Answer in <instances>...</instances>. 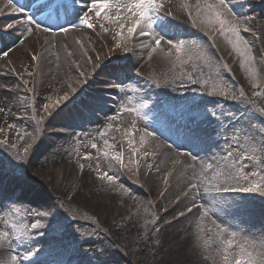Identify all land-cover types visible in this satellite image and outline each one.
<instances>
[{
    "label": "rangeland",
    "instance_id": "rangeland-1",
    "mask_svg": "<svg viewBox=\"0 0 264 264\" xmlns=\"http://www.w3.org/2000/svg\"><path fill=\"white\" fill-rule=\"evenodd\" d=\"M173 1L178 5L177 0ZM186 1L179 2L178 12L176 10L174 12L173 5H167L164 8L171 10V13L167 14L168 19L173 23L179 22V24L174 23L177 25L176 29L182 30L185 34L188 33L184 30L190 28L185 22L191 19L197 21L195 41L188 42L185 36L180 37L185 41L181 49L184 53L180 56L183 63H187V67L182 65L177 67L180 56L172 57L168 66L151 63L144 68V62L132 66L131 60L126 59L127 56L124 55L126 47L130 45L127 28L131 26V20L123 19L131 16V13H128L123 6L130 4L132 0H112V7L101 13L103 19L105 16L115 19V25L118 28L115 32L122 31L123 35L111 34L112 48L119 52L112 53L110 58L112 63L117 62L119 65L115 68L107 67L104 74L96 76L94 81L98 82L91 85L88 90L85 89L84 102L79 106L85 110V113L95 116L97 120L89 122L86 127L75 124V128L70 129L71 124L62 125L61 123H67L72 110L52 120L47 119L44 125L51 121L46 125L48 135L45 145L50 143L46 147L47 151L51 150L50 145L56 142L63 146V139H69L75 145V149L71 152V161L73 160L74 164L70 169L74 170L72 180L76 186L80 183L82 176L83 179L87 176L92 179L94 176L102 175L110 167L114 171L111 176H115L116 179L99 180L97 185H93L95 190L91 188V193L84 192L83 198L74 197L72 194L66 195L67 204L61 202L60 196L54 195L50 189L51 186H44L47 201L51 202L52 206L37 205L33 200L30 203L31 206L27 207L21 215L26 214L20 215L29 222V213H32L36 222L39 221V228L17 226L12 221L4 222L1 215L0 232L7 231L9 236L0 240V264H236V261L241 259L243 264H248L249 260L259 264L264 258V162L261 160L260 153L263 128L255 127L256 124L260 125V122L264 124V113L260 111L264 108V67H259L256 72L252 69H242L238 65L239 58L242 56L233 49L232 45L220 44L219 26H209L202 22L205 18L202 9L206 0H198V2L201 1V5L191 9L190 17H184L182 11L189 9L185 6ZM217 2L218 0H207V3L216 4ZM241 2L240 9L244 11L251 9L252 2L256 4L252 7L254 10L261 5L264 6V0H241ZM198 10H201L199 17ZM224 11L227 18L236 15L235 10ZM253 14L251 19L253 17L258 19L260 16L257 10ZM118 16L121 19H117ZM179 16L183 18L177 19ZM122 23L123 30L120 27ZM235 24L239 29L245 28L244 22L239 21ZM261 25L264 26V21H261ZM200 30L216 34L217 37L213 39V48L222 53L218 54L219 57L209 49L210 37L205 33L198 34ZM93 35L95 41L104 40L101 30ZM117 44L120 47H117ZM263 51L258 48V52H255L262 62H264ZM28 58L32 61L31 57L28 56ZM118 68H123L125 71L117 72ZM21 72L17 68L11 75L1 78V74L5 73L0 71V87L9 90V83L17 86L20 83L31 84L30 78L36 76L34 70L28 68L23 70V74ZM122 75H125L126 83L122 82L123 79L120 77ZM131 75L145 78L147 82L140 80L141 85L136 84L135 89L128 88L129 94L124 99L128 103L124 105L123 101L120 104L119 101L123 99L119 89L129 87L127 83ZM189 75L192 81L197 79L198 89H192L183 84L190 80ZM60 76V74L57 75L55 82H60V86L63 87L64 79ZM105 78L110 81L104 82ZM114 88L116 89L113 90ZM143 90H152L155 93L157 96L155 108H148L153 102L141 100L140 94ZM202 92L207 93L208 96H204L208 98L205 104L196 107L184 104L185 102L194 103L198 96H202ZM241 92L243 96L240 95ZM56 94L54 90L48 97H44L41 106L53 101ZM100 94L103 97H99ZM233 96L235 99L232 98ZM237 98L240 100L237 101ZM92 104L101 106L103 110L101 108L99 111L90 110L88 105L92 106ZM115 104L116 108H114ZM207 107L210 108V112ZM180 112L184 115L178 117ZM211 113H216V117H213ZM25 118L31 121L34 119L31 114L26 115ZM24 122L26 121L23 119ZM31 123L34 126V122ZM100 123H103L104 127H100ZM168 124H176L185 129L191 126L194 128L192 131H195L199 138L213 139L221 155L227 158L226 161L236 158L238 163L237 174L231 178L232 188L237 189L230 190L229 194L233 197L227 199L225 205L216 203L209 209L207 215L204 210L199 209L201 205L199 199L195 200L198 207L193 208L192 212L199 209L203 219L202 232L191 234V232L182 233L181 231L178 233V238L172 237V239L167 235L171 232L168 228L183 221L192 213L187 211L191 201L184 205L186 201L184 198L186 190L191 189L190 184L194 182L190 181L186 186L177 187L175 184L179 183L180 178L175 177L173 182L171 177L168 180L169 172L163 171L164 169L155 173L146 159L140 156L146 153L153 133L161 131ZM1 129H3L2 126L0 127V159L5 164L4 168L0 169V201L3 202L11 199L10 191H12V180L4 172L20 170L21 167H12L13 164L22 163L16 158L17 154L25 156L23 149L29 147L30 143L34 144L32 150L36 148L39 143L36 136H42L44 132L42 128L34 127L31 133L22 136L21 133H2ZM186 131L190 132L188 129ZM98 137L110 143L107 145L103 143L93 148L92 142ZM37 150L35 156L38 158L31 160L30 167L28 166L29 175L36 179H38L39 169L35 163L38 160L40 163L43 155H39ZM51 151L59 159L50 160V163H46L41 170L44 172L48 168L53 172L61 167L62 175L66 170H64L66 164L57 151ZM116 153L122 155L124 166L114 159ZM29 154L27 162L33 155V151ZM257 185L259 191H239V189ZM24 188H26L24 192L33 191L28 186ZM193 190H196V195L199 196L197 189ZM127 195L132 196L129 199L130 206L123 207L121 204L124 205L128 201ZM90 200L95 207L84 206ZM102 202L108 205V210L111 212L100 206ZM114 204L118 207H114ZM24 205L28 206L26 203ZM182 212L184 215H181ZM216 219L227 223V227L221 228L219 233L214 229ZM29 250L43 251L37 257L29 259ZM190 251H192L191 255L195 253L196 256H189ZM13 256L17 257L16 261L12 259ZM179 259L182 261L178 262Z\"/></svg>",
    "mask_w": 264,
    "mask_h": 264
},
{
    "label": "bare ground",
    "instance_id": "bare-ground-1",
    "mask_svg": "<svg viewBox=\"0 0 264 264\" xmlns=\"http://www.w3.org/2000/svg\"><path fill=\"white\" fill-rule=\"evenodd\" d=\"M33 1L34 0H13L12 4H8V0H0V13H2L0 14V26L7 24L14 25L13 30L0 32V53L8 51V56L0 54V71L5 73L4 71H7V68L14 70L18 68L20 72H23V70L29 68L30 70H34L36 74L35 78H30L31 84L29 83L24 85L20 83L17 86L13 83H9V90H5L0 87V109H2V111H0V127H3V129H1L2 133H21L22 136L28 135L27 133H31L34 127L37 129L42 128V132H44V134L42 136H36V139H39V143L36 148L33 149V155L27 162V157L30 155L29 153L32 151V147L34 146V144L30 143V146L28 147V154L24 156L25 160L21 163V168L24 174L28 175L25 177L22 176L24 179L33 178L36 183L40 182L42 185V189L38 190L34 186V191H31L32 194L28 193L25 197L32 198L31 200H34L37 205L41 204L46 207L47 205L52 206V203L47 201L46 191L43 189L44 186H51L52 188L50 189L54 192V195L60 196L61 202L67 204L66 195L72 194L74 197L79 196L80 198H83L85 197L84 192L91 193V188H93L92 190H95L93 185H97L99 180L107 179L106 177L103 179L100 178L103 174H100L101 176L97 175L100 176L98 178L97 176H94L92 179H90L89 176L83 179L82 176L80 183L77 186L75 185V182L72 180L74 170L70 169L71 165L74 164L73 160L71 161V152L72 149H75V145L71 143L69 139L62 140L64 141L63 146L61 144H57V142L50 145L51 150L57 151L62 156L64 164H66V168H64V170H66L62 175H65L62 177L60 174L62 171L61 167L56 168L53 172L46 168L44 172H42L46 163H50V160L52 159H59L58 156L53 154L51 150H46V147L50 144L48 143L47 145L46 143L45 145L48 135L46 125L69 107L72 110L71 117L68 118L66 124L61 123L62 125L71 124V128H75V124L77 126L84 125L86 127L89 122L92 123L97 120L95 116L86 115L77 110V98H80L81 96L83 97L85 89L88 90L91 85L98 82L94 81L96 80V76L106 72V68L109 67V63L111 62V53L116 54L119 52L117 49L112 48L111 41L113 39L111 38V34L114 33L116 35L120 33L115 32L118 28L117 25H115L116 20L112 19V17L103 19L102 17L97 18L91 13H84L81 0H79V4H73L72 2L64 4L65 0H59L60 4H57L55 9L52 10L51 14L47 17L39 16V11H44V8L51 7L55 0H51L48 4L42 5L41 7H38ZM182 1L183 0H177V5L173 0H159L162 5H173L172 8L174 9V12L175 10L178 12V6L180 5L179 2ZM239 1L240 2L236 0V3L235 0H227L228 6L231 7L232 10L236 11V15L228 19L233 23H237L239 21L244 22L245 28H241L240 32L244 40L248 43L246 56L250 57V59H246L245 56H242L239 58L240 63L238 65L242 69H252L256 72L259 67H263L262 61L256 56L255 52H258V48L264 50V26L261 25V21H264V6L261 5L254 10L252 7L256 4L252 2L250 4L251 9L244 11L240 9L242 2L241 0ZM199 5H201V1L187 0L185 2V6L189 9L182 10L184 17H190L192 15L191 9H194ZM21 6L25 9L23 13H14L12 11L13 8H20ZM162 9H164L165 13L168 15L171 13V10L168 11L166 8ZM256 10L260 13L259 18L255 19L253 17V19H251L252 16H254V11ZM82 13L92 16L91 22L95 25L94 28L89 29L84 24L80 23ZM203 15L205 16L204 12ZM27 16H33L34 19L41 25V28L39 29L35 28V26H31V35L25 31V29L30 26L23 21V19ZM180 18H183V16H179L177 19ZM194 20L196 21V19H191L187 23L190 25L191 29H193L192 27L198 29L197 21L196 23H193ZM101 25H103V27H101ZM62 27L68 28L69 31L67 33L61 31ZM43 28H49L50 31L44 32L42 30ZM104 29H108V31H105ZM183 29L185 28L183 27ZM191 29L184 30L188 34H185L180 29H175V31L170 35V38L173 39L174 43L178 40H182L180 38L182 36H185V39L188 40V42L195 41L197 33H194ZM245 29H247V31H245ZM93 30H96L97 32L101 30L104 35V40L100 39V41H95L94 35L90 33ZM199 32L207 34L212 40L217 37L213 32H201V30ZM219 34L221 37L220 44H222V46H230L231 44L228 41L232 38V34ZM129 41L130 45L126 47L127 51H124V55L127 56L126 59L131 60L132 66H136L142 62H144V68L151 63L168 66L172 57H179L184 53V51L177 52L174 47L166 43V40L162 41L160 47L153 52L151 49L155 47V44L150 36L141 37L137 34L129 37ZM69 53H71V55H69ZM28 56L31 57L32 61H30ZM89 58L91 59L89 60ZM178 59V68L181 67V65L182 67H187V63H183L184 61L181 60V56ZM184 59L188 62L186 58ZM3 67L4 69H2ZM174 70L177 71V69ZM81 73H83V75H81ZM58 74H60V77L64 79L63 87L60 86V82H55ZM5 77L6 73L1 74V78ZM120 77L123 79L122 82L126 83L125 75ZM193 78L196 77L193 76ZM105 79L106 80H104V82H107V80L110 81L108 78ZM140 80L144 81L145 79L141 77H133L131 75L127 83L129 87H125L123 90L119 89V93L122 95L123 99L119 101L120 104L123 101L124 102L122 104L124 105L128 103L127 100H124L126 95L129 94L127 93L129 92L128 88L133 87V89H135L136 84L141 85L139 82ZM196 83L197 79L183 82L184 85L191 87L192 89H198L199 86L197 85L198 83ZM72 89H75V91H71ZM54 90L57 94L54 96L53 101L47 103L49 108L45 111L43 105L41 106L42 101L44 100V97H48ZM65 94L69 97L67 101L63 100V96ZM140 95L143 102H153L157 98L152 90H143ZM98 96L100 97L102 95L100 94ZM206 99L208 98L198 96L194 105H203L207 102ZM57 101H60L59 105H57ZM82 101L83 99L81 102ZM88 107L90 110L94 111H99L101 108L95 105ZM112 107L113 105L111 104V108ZM122 107L126 108L125 106ZM114 108H116V104L114 105ZM101 109L103 110V108ZM207 109L208 112H210V108L207 107ZM67 111L63 113H66ZM30 114L32 118H34L32 119L34 126L30 119L25 118L26 115L28 116ZM23 119L26 122L23 123ZM47 119L51 120L46 122V125H44V121ZM100 125V127H104L103 123H100ZM188 136L175 132L174 130L155 131L152 135V139L146 153L140 156L146 159V162L152 166L151 168L154 169L155 173H158L160 169H164L163 171L167 170V173L169 172L168 180L171 177V181L173 182L175 177L180 178L181 180L179 183L175 184L177 187H181L183 185L186 186L190 181L196 183L198 185V194L200 196L196 195V200L199 199L200 204H203V208L199 209H211L216 203L225 205L227 199L232 197L225 195L226 191L224 189L231 190V187L233 186V180L231 178L237 174L236 172L238 170L236 158L230 160L229 163H226L225 165L222 162L221 154L213 151L217 147L212 143V140L203 141L200 139L193 143L188 139ZM12 137H14V135ZM103 143L107 145V143L110 142L102 139L101 137L94 139L92 142V144H95L96 146ZM36 150L38 154L40 153L39 155L43 154L40 163L39 160L35 163L38 165L37 167L39 169L37 171L38 179L29 175L31 160L35 157L36 159L38 158L35 156ZM181 151H187L191 153V155L189 157H182L179 153ZM193 156H195V159H193ZM111 163L113 164V162ZM179 164L180 166H178ZM208 165H211V168H208ZM107 167L110 166L107 165ZM105 172L109 175H113L114 173L111 167ZM82 179L84 180L83 183ZM109 186L110 185H108V187ZM186 192L189 196L194 193L197 194L196 190L190 188L187 189ZM127 198L126 199L128 201H126L124 205L123 203L121 204L123 207L130 206L129 199L132 198V196L127 195ZM185 199L186 201H184V205L190 202L188 196H186L184 200ZM91 200L94 201L93 199ZM91 200L87 201L84 206L93 207L94 205L91 203ZM100 206L105 208L108 212H111V210H108L107 204L102 202ZM113 206L116 208L118 207L115 204ZM199 209L189 214L183 221H180L168 228V230L171 231L167 234L170 236V239H172V237L178 238V233L181 231H183L182 233L191 232V234L202 232L203 229L201 228V224L203 225V219ZM194 213H196V215H193ZM225 227H227V223L223 221L220 222L219 219H216L214 229L218 233L221 231V228ZM191 252L192 251H190L188 255L195 257V253L191 255ZM179 261H182V259H179L178 262Z\"/></svg>",
    "mask_w": 264,
    "mask_h": 264
},
{
    "label": "snow or ice",
    "instance_id": "snow-or-ice-1",
    "mask_svg": "<svg viewBox=\"0 0 264 264\" xmlns=\"http://www.w3.org/2000/svg\"><path fill=\"white\" fill-rule=\"evenodd\" d=\"M13 0H8V4H12ZM82 3V7L84 9V13H91L93 14L95 17L100 18L101 17V13H104L105 10L110 9L112 7V0H81ZM119 7V5H117ZM163 5L159 2V0H132V2L130 4H126L123 6V8L128 12L131 13L130 17H125L123 19H130L131 20V26H129L127 28V32H128V36L131 37L133 35H139L141 37L143 36H150L155 44V47H153L151 49V51L155 52L157 48L160 47L161 42L166 40V43L168 45H171L172 47H174L176 49L177 52H180L181 49L184 47L185 45V41L184 40H178L177 42L174 43L173 39L170 38V35L175 31L177 25L174 24L171 20L168 19V15L167 14H162L160 12V8H162ZM227 10V12H231L232 9L228 6V2L227 0H218V2L216 4L213 3H207V0L204 4V7L202 9V11L205 13V18L202 21L203 23H206L209 26H215L218 25L219 29L221 31L222 34L227 35L228 33L232 34V38L229 39V43L232 45L233 49L239 53L241 56H245L246 59H250V57L246 56V52H247V48H248V43L247 41L244 40V38L241 35L240 29L239 27L231 22L227 16L225 15V11ZM13 12L19 11L21 13H23L25 11L24 7L21 6L20 8H13L12 9ZM2 14V13H0ZM201 15V10H198L197 12V16L199 17ZM105 19L109 18L107 16L104 17ZM92 16L87 15V14H81L80 17V23L84 24L87 28L92 29L95 27V25L91 22ZM117 19H121V17H117ZM193 23H196V21L194 20ZM26 24L30 25L29 27H27L25 29V31L31 35L32 34V27L31 26H35V28H41V25L39 22H37L33 16H28L26 19ZM101 27H103V25H101ZM121 30H123L124 24L122 23L120 25ZM14 29V25L13 24H7L4 26H0V32H3L5 30H13ZM139 29V32H138ZM147 29V31H146ZM44 32H48L50 31L49 28H43L42 29ZM105 31H108V29H104ZM61 31L67 33L69 31L68 28H61ZM245 31H247V29H245ZM121 35H123L122 31L120 33ZM167 38V39H166ZM117 47H120L119 44H117ZM125 51H127V49H125ZM3 56H8V51H3L2 53ZM69 55H71V53H69ZM35 58V57H34ZM91 58H89L90 60ZM117 72H124L125 69L123 68H118L116 69ZM81 75H83V73H81ZM117 79H119V77H117ZM189 79L191 80V76H189ZM111 84V82H108ZM71 91H75V89H72ZM222 95H226L224 93H222ZM241 96H243V93L241 92L240 94ZM232 98H235V96H233ZM69 99L68 95L65 94L63 96V100L67 101ZM57 105L60 104V101L56 102ZM66 105V104H65ZM64 105V106H65ZM43 108L45 111L48 110L49 105L45 104L43 105ZM0 111H2V109H0ZM261 113H264V108L260 109ZM211 115L213 117H216V113H211ZM188 139L195 143L196 141H198L200 138L199 136L196 134L195 131H191L189 133ZM93 148L96 147L95 144L92 145ZM25 155L28 154L29 148L25 147L23 149ZM191 155V153H189ZM18 160H20L21 162H23L25 160L24 156H19V154H17L16 157ZM86 159L88 157H85ZM114 159L118 162H120L121 166L123 165V157L120 153H116ZM193 159H195V156H193ZM13 168H17V167H22V164H13L12 165ZM81 167H83V165H81ZM208 168H211V165H208ZM107 178L109 181H113L116 179L115 176H111L109 175L107 172L103 173V175L100 177L101 179L103 178ZM191 189H197L198 191V185L196 183H191L190 184ZM225 191H229V189H224ZM237 189H231V191H236ZM259 186H253V187H249V188H243V189H239V191H243V192H254V191H259ZM186 196H188V199L191 201V206L187 207V211L188 212H192L193 208H197L198 206L195 203V200L197 198L196 194L194 193L193 195L189 196V194L186 192L185 193ZM200 208H203V205L199 206ZM209 209L205 208L204 209V213L205 215L208 214ZM37 215H41L40 213H37ZM181 215H184V213L182 212ZM193 215H196V213H194ZM158 219V218H157ZM33 228H39L40 224L39 221H37L36 224H34L32 226ZM9 236V232L5 231V232H0V240H3L5 238H7ZM39 254L38 251H31L29 250V256L30 257H35ZM12 259L14 261L17 260L16 256H13ZM225 260H227V257H225ZM236 264H243V260H237ZM248 264H254L253 261L249 260ZM259 264H264V258H262L259 262Z\"/></svg>",
    "mask_w": 264,
    "mask_h": 264
}]
</instances>
